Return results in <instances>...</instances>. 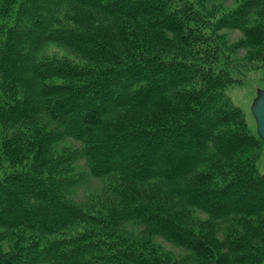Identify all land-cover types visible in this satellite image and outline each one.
<instances>
[{
	"label": "trees",
	"instance_id": "16d2710c",
	"mask_svg": "<svg viewBox=\"0 0 264 264\" xmlns=\"http://www.w3.org/2000/svg\"><path fill=\"white\" fill-rule=\"evenodd\" d=\"M223 28L264 58V0H0V264L263 256L264 141L225 92ZM80 159L99 203L73 198Z\"/></svg>",
	"mask_w": 264,
	"mask_h": 264
},
{
	"label": "rangeland",
	"instance_id": "374dc122",
	"mask_svg": "<svg viewBox=\"0 0 264 264\" xmlns=\"http://www.w3.org/2000/svg\"><path fill=\"white\" fill-rule=\"evenodd\" d=\"M91 13L92 19L98 18L97 12L92 11ZM218 33L223 35V46L227 50L223 53L224 61L226 62L227 60V66L230 68L233 79L235 80L233 83L227 85L225 92L231 103L241 109L247 128L256 132V123L251 113V104L253 99L257 96V91L259 89L264 90L263 55L256 47L248 45L242 30L237 28H223L218 31ZM45 49L47 54H63V51L53 44L47 46ZM229 49L230 52H228ZM68 55L78 59L76 55ZM66 145H70L67 146L70 151L75 148V144L68 141L61 147L64 148ZM60 152L64 151L60 149ZM74 164L75 172L73 174L82 175L78 186L74 189L73 198L79 202L84 200L88 203L101 202L100 200L107 196V190L104 188V180L90 177L86 171L87 167L84 160L80 159L77 164L76 162ZM258 165L260 169L264 168V145H261L259 148ZM201 216V218H204L205 215L201 214ZM123 225L128 232H130V230L133 231L131 233L136 236V239L141 241V239L144 238L142 232L143 227L138 223L132 221L122 224V226ZM153 239L163 253H170V255L176 259H192L194 257L192 252L168 239L161 236H154ZM251 264H264V254L261 258L253 260Z\"/></svg>",
	"mask_w": 264,
	"mask_h": 264
},
{
	"label": "water",
	"instance_id": "95a60500",
	"mask_svg": "<svg viewBox=\"0 0 264 264\" xmlns=\"http://www.w3.org/2000/svg\"><path fill=\"white\" fill-rule=\"evenodd\" d=\"M251 113L256 123V132L264 141V90L259 89L251 104Z\"/></svg>",
	"mask_w": 264,
	"mask_h": 264
}]
</instances>
